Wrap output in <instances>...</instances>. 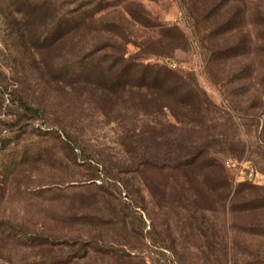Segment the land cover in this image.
<instances>
[{
    "label": "rangeland",
    "instance_id": "rangeland-1",
    "mask_svg": "<svg viewBox=\"0 0 264 264\" xmlns=\"http://www.w3.org/2000/svg\"><path fill=\"white\" fill-rule=\"evenodd\" d=\"M50 1L74 33H53ZM17 24L56 43L30 51ZM88 56L163 66L179 90L151 107L63 92L65 61ZM177 141L206 155L146 165ZM0 264H264V0H0Z\"/></svg>",
    "mask_w": 264,
    "mask_h": 264
},
{
    "label": "trees",
    "instance_id": "trees-1",
    "mask_svg": "<svg viewBox=\"0 0 264 264\" xmlns=\"http://www.w3.org/2000/svg\"><path fill=\"white\" fill-rule=\"evenodd\" d=\"M55 5L54 1H50V4L48 3V10L50 12V22L51 27L54 31L61 29L64 33H62V36H69L70 34L74 33L77 29V16H75L74 11H71V16H67V14H56V9L53 6ZM70 13V12H68ZM23 14L21 10H14L9 15L7 14L5 17L8 20L7 23L9 26L14 23V20H11V17H16V15ZM134 17V16H133ZM133 21H136V18L133 19ZM49 22V23H50ZM138 23V22H137ZM57 24V25H56ZM48 25V24H47ZM56 25V26H55ZM161 26V25H160ZM18 27V37L19 39L29 47V50H37L39 53L41 50L45 48H49L52 46L51 44L56 43L55 41L50 40L47 42V37H44L45 30L42 34H32L30 37H25V30L21 27V25L17 24ZM47 28V32L49 34L50 28ZM163 27V25L161 26ZM173 29L171 26H168L166 31L173 32ZM125 39H127L126 44H128L131 41V37H133V33L131 30H127L125 28L124 30ZM44 37V38H43ZM46 39V42H45ZM32 41V45H30V42ZM48 43V44H44ZM33 54V53H32ZM97 58L93 60L92 56H88L86 59L85 57L81 60V63L79 61L73 60V57L68 58L65 61V67L62 70V73L64 74L63 79L60 80L62 83L61 87L63 89V92H77L78 94L81 92H85L88 94H91L92 97L96 96V91L94 90L95 86L99 85L100 87H103L104 90L110 91L111 96L113 95H125L127 97V101L131 102L132 104L136 106H145V107H151V106H157L161 102L160 97L165 95L174 94V91L179 90L180 83H175L174 80L171 78V73H173L172 70L165 68L160 65H146L142 62L136 61L135 57L133 56H110L109 58ZM97 62V63H95ZM78 63H80L78 67ZM100 69L102 71L103 75L97 77L102 78L103 82H100V84L93 80L91 77V73L95 72L97 69ZM85 75H83V74ZM104 76V77H103ZM51 78V79H50ZM42 78L43 84L45 85H53L52 81H57L56 78ZM102 83V84H101ZM95 93V94H94ZM118 95V96H119ZM89 99V97H87ZM20 102L25 106L29 111H31L35 116H41L43 113V108L41 105H30L27 101L21 99ZM171 102L167 100V104H165L166 107H169ZM80 138H75L74 141L68 137L67 140V149H69L71 154H74L75 149L79 146V140ZM149 140V138H148ZM152 140V139H151ZM150 141V140H149ZM153 141V140H152ZM74 145H71V143ZM162 143L158 142L156 144H153V146H149V143L147 142L146 148L142 151L143 154L146 156H152L153 159L158 160L157 157L153 156V151H157L161 148L160 145ZM177 149H173L171 155L170 151H165V154H169L167 157L162 158V162H154L152 160H148L146 162V165L151 163L153 166H157L159 168H174L177 169H187L193 166H196L200 163L201 159L206 155L196 154V153H190L188 152V144L179 143L176 142ZM158 149V150H157ZM83 150L87 152L88 150L83 146ZM185 150V151H184ZM90 154L85 156L84 165L86 168H88L91 171V174L94 178L100 176L99 169L93 164L94 159H97L96 156L98 154L93 153L92 150L88 151ZM194 154V155H193ZM157 156V155H156ZM76 158V157H75ZM205 159V158H204ZM106 160V159H105ZM150 161V162H149ZM98 162V161H97ZM46 239L47 244L53 245L52 239L50 237H44ZM49 241V242H48Z\"/></svg>",
    "mask_w": 264,
    "mask_h": 264
}]
</instances>
